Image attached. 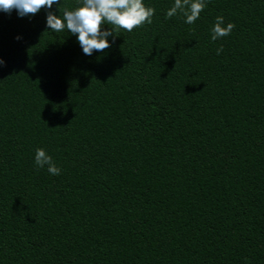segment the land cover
Masks as SVG:
<instances>
[{"label": "trees", "instance_id": "obj_1", "mask_svg": "<svg viewBox=\"0 0 264 264\" xmlns=\"http://www.w3.org/2000/svg\"><path fill=\"white\" fill-rule=\"evenodd\" d=\"M174 2L91 56L0 11V264H264V0Z\"/></svg>", "mask_w": 264, "mask_h": 264}, {"label": "clouds", "instance_id": "obj_2", "mask_svg": "<svg viewBox=\"0 0 264 264\" xmlns=\"http://www.w3.org/2000/svg\"><path fill=\"white\" fill-rule=\"evenodd\" d=\"M54 4L61 5L60 0H0V11L11 14L16 10L18 16L24 17L35 15L43 8L52 9ZM206 6V0H175L165 18L182 14L185 23L194 24ZM154 14L155 9L145 6L143 0H81L80 6L73 10L64 8L62 16L48 11L46 24L51 31L62 32L66 29L77 35L83 53L91 56L94 50L103 51L110 47L108 37L113 36L114 31L124 29L131 32L145 23L151 24ZM105 23L111 25V30H102ZM234 27L231 22L225 25L224 17L218 15L211 29L212 41L230 35ZM222 51V47L218 48L217 54ZM4 63L0 58V67ZM35 164L38 169L47 166L51 175L61 174V169L43 148L36 149Z\"/></svg>", "mask_w": 264, "mask_h": 264}]
</instances>
